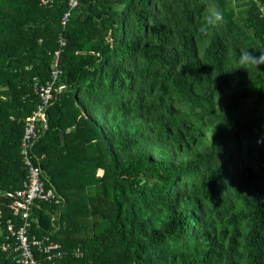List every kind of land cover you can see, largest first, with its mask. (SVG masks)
I'll use <instances>...</instances> for the list:
<instances>
[{
	"label": "trees",
	"instance_id": "16d2710c",
	"mask_svg": "<svg viewBox=\"0 0 264 264\" xmlns=\"http://www.w3.org/2000/svg\"><path fill=\"white\" fill-rule=\"evenodd\" d=\"M69 2L0 0V223L56 64L28 152L56 193L41 264H264V61L241 64L264 0Z\"/></svg>",
	"mask_w": 264,
	"mask_h": 264
},
{
	"label": "built area",
	"instance_id": "2783aa9c",
	"mask_svg": "<svg viewBox=\"0 0 264 264\" xmlns=\"http://www.w3.org/2000/svg\"><path fill=\"white\" fill-rule=\"evenodd\" d=\"M51 0H40L41 5H49ZM77 0H70L69 5L74 7ZM67 15L64 18V22ZM55 55H58L56 52ZM54 64L51 73V79L45 87H41L38 91L41 104L37 106L31 116L27 118L25 133L22 138V155L24 164L27 167L28 174L20 189L11 193H6L9 198L8 209L12 212V218L7 219L3 224L0 223V254H8L10 264H41L37 255H43L47 261L53 262L55 258H61V247L58 243L53 242L47 236L37 237L30 232L32 222H36V218H31L33 207L37 202H52L56 198V193L52 188L45 189V182L42 180V170L40 166L34 165L29 158L33 143L31 140L35 138V122L44 118V110L49 103L53 101L52 91L55 90V83L58 70ZM14 217V218H13ZM56 218L52 217V221ZM72 256L77 258L81 256L78 251H73Z\"/></svg>",
	"mask_w": 264,
	"mask_h": 264
},
{
	"label": "clouds",
	"instance_id": "9594fccd",
	"mask_svg": "<svg viewBox=\"0 0 264 264\" xmlns=\"http://www.w3.org/2000/svg\"><path fill=\"white\" fill-rule=\"evenodd\" d=\"M215 18H216V19H219V18H220V14H219L218 12L215 13ZM209 19H211V18L209 17ZM249 61L254 62V63H257V62H259V61H264V54H261V55L259 56V58H256V57H254L253 55L249 54V52H244V53L242 54V56H241V64H242V65H243V64H246V63L249 62Z\"/></svg>",
	"mask_w": 264,
	"mask_h": 264
}]
</instances>
